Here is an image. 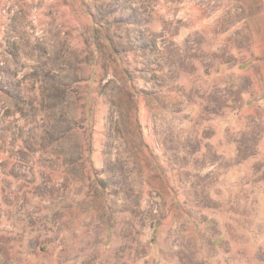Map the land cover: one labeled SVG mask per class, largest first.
I'll use <instances>...</instances> for the list:
<instances>
[{"label": "rangeland", "instance_id": "1", "mask_svg": "<svg viewBox=\"0 0 264 264\" xmlns=\"http://www.w3.org/2000/svg\"><path fill=\"white\" fill-rule=\"evenodd\" d=\"M0 86V264H264V0H0Z\"/></svg>", "mask_w": 264, "mask_h": 264}, {"label": "trees", "instance_id": "2", "mask_svg": "<svg viewBox=\"0 0 264 264\" xmlns=\"http://www.w3.org/2000/svg\"><path fill=\"white\" fill-rule=\"evenodd\" d=\"M116 13V10H113L109 12V16L108 18H106L105 20V23L107 24V26H109L108 30L106 31L107 32V40L109 41V44L112 46L113 50L116 51V55H117V58H118V61L121 65V69H122V72L123 74L125 75L124 77L127 78V82H126V86L128 87V84L133 88V94H132V101L133 103L135 104V106L137 105V99L139 98H143V99H147L148 97H151V96H154L155 94H157V91L154 89L153 91H149V90H146L145 88H138L136 89L135 88V85H137L134 81V79L130 76V69L133 70V68H131L129 65V62H125V58H126V55L124 51L120 52L119 49L117 48V45H116V41H115V35L114 34H110L109 31H111L110 27L111 26H114V25H120L124 20L120 17L121 16H116L115 15ZM162 36V35H161ZM117 37H122V34H118ZM164 37L162 36L161 39H163ZM116 42V43H115ZM145 49L144 46H135L133 48H129L128 50H125V51H128V53L130 52H134L136 56L133 57L134 59V64L137 65V58L138 57H143L144 56V52L143 50ZM130 68V69H129ZM88 79H85V78H80L78 80H76L78 83H81V82H85L87 81ZM92 80H94V77H92ZM96 81V80H95ZM169 87V86H168ZM6 88H2L0 86V92H5L6 93ZM81 121L83 122L80 123L77 128H81V129H84L85 127L83 126L85 123L86 124H89L88 126L89 127H92L91 124L93 122V120H91L92 118H90V116L88 115L87 118L85 116V113L81 116ZM134 123H135V127L137 129V131L139 132L140 134V138L142 139L143 143H144V146L147 147V149L149 150L153 160L155 161V166H157L158 168H160L162 171L165 169L164 173H168L169 171L171 172H174L176 171L177 169L174 168V167H171L168 163L166 164L167 165V168L166 166H162L160 163L159 164H156V159L158 161V157L157 155L155 154V149H157L156 147L153 146V144H151L147 138H146V135L144 134L143 132V128H142V124H141V121L139 119V114H138V107L136 106L134 108ZM91 123V124H90ZM6 140L7 139H2L1 141V148H0V163H3V162H6L8 161L10 158H11V149H10V143H6ZM88 143H86V146L87 148H85V151L88 153V155H86V159H84L82 156H79L78 160L80 161H89L90 162V165L91 164V155H92V152H93V148H92V143H91V139L87 141ZM153 147L155 149H153ZM152 150V151H151ZM163 161H167L165 158L162 159ZM83 162V166H85ZM165 167V168H164ZM164 168V169H163ZM96 175H95V180H94V183L96 184L97 187L101 188L102 191H104V187L106 186V182H105V178L102 177V176H99L97 174V172L95 171ZM150 243L155 241V236H149V239H147Z\"/></svg>", "mask_w": 264, "mask_h": 264}]
</instances>
